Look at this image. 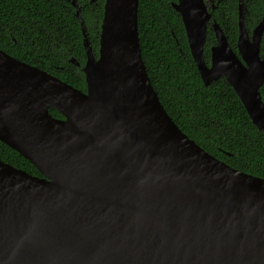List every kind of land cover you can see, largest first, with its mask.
<instances>
[{
	"label": "water",
	"instance_id": "1",
	"mask_svg": "<svg viewBox=\"0 0 264 264\" xmlns=\"http://www.w3.org/2000/svg\"><path fill=\"white\" fill-rule=\"evenodd\" d=\"M71 3L85 91L0 48V140L40 173L0 159V264H264V177L215 157L168 114L142 59L138 0L104 1L97 55ZM172 6L204 85L224 78L264 130V16L249 35L239 5L237 51L213 20L207 64V4Z\"/></svg>",
	"mask_w": 264,
	"mask_h": 264
},
{
	"label": "trees",
	"instance_id": "2",
	"mask_svg": "<svg viewBox=\"0 0 264 264\" xmlns=\"http://www.w3.org/2000/svg\"><path fill=\"white\" fill-rule=\"evenodd\" d=\"M243 1L249 9L246 24L251 27L264 9V0ZM102 2L99 6L100 16ZM173 2L176 0H138L137 28L141 55L161 103L179 128L206 151L235 168L264 177V130H259L252 123L241 100L223 78L204 85L191 56L182 19L174 10ZM237 7L238 0H222L219 9L223 14L213 13L217 21L223 23L228 42L233 48L238 36ZM15 13L27 14L28 20L24 21L23 27L31 31V36L21 42L28 46L29 51L18 50L8 36L0 37V47L85 91L83 72L68 62L72 55L81 64L85 59L73 7L67 2L62 7L58 0H0V20L10 21L17 17ZM61 13H65L68 23L63 40L66 45H71V53L64 44L60 47L64 48L63 54L58 52L59 49L55 51L50 42L52 34L48 39L37 37L42 32L56 31L54 26L59 23ZM32 39H36L37 45L32 44ZM214 42V33L208 28L203 50L207 63L210 62V48ZM47 43L51 46L49 51H36L37 47L46 46ZM40 60L43 62L40 63ZM49 111L55 117H63L56 109ZM0 159L31 174L40 175L28 159L1 140Z\"/></svg>",
	"mask_w": 264,
	"mask_h": 264
},
{
	"label": "flooded vegetation",
	"instance_id": "3",
	"mask_svg": "<svg viewBox=\"0 0 264 264\" xmlns=\"http://www.w3.org/2000/svg\"><path fill=\"white\" fill-rule=\"evenodd\" d=\"M58 1H60L62 3V7L65 6V2H67L70 6L73 7V14L75 16V19L79 23V28H80V33H81V42H82V46H83V33H82V30H81L80 21H79L77 15H76V12H75V7L72 5L71 0H58ZM104 1L105 0H103V2H102V11H101V16H100L99 6H100V3H101V0H76L78 6L80 7L81 17H82V19H83V21L85 23L86 35H87V38H88V41H89V45L91 46V49H92V51H93V53L95 55H97L98 49H99V30H100V24H101V20H102V15H103ZM204 1H205V3L208 6V10L211 12V18H210V21L208 23L207 31H208V28H210L213 31V29L211 27L212 22H213V20L217 21L216 17L213 15V13L216 11V13L219 14V15L223 14L222 10L219 9V4H220V2L222 0H204ZM240 4L242 5V8H243V14H244V21H245L246 30L248 31L249 35H251L253 29L259 24V22L263 18L264 9L261 12L260 16L256 19V22L251 27H248L247 24H246V20L245 19H246V16L248 15V13H249V9L247 8L246 2H244L243 0H238V7H237L238 9H239V5ZM211 5H214L213 9H211ZM68 9L70 10V7H68ZM15 15L17 17L16 18H11L10 21L0 20V37L8 36V38L11 39L12 42L18 46V48H17L18 50H22L23 52H28L29 51L28 50V46H24V44H22V42H21V41L27 40L31 36V31L29 32V31H27L25 29V27H23L24 21L28 20L27 14L24 15L23 13H19V14L15 13ZM65 17H66L65 13H61V15L58 16L59 23H57V25L54 26L56 31H53L52 33H50L49 31L42 32L41 34L37 35V37H43V38H47L48 39L49 38V34H52V39L50 40V42L52 41L53 46L56 49L55 51H58V49H59L58 52L60 54L64 53V51H63L64 48L60 49L61 44L66 45L65 41L63 40V37H65V35H64L65 30L64 29L68 25V23L65 20ZM29 22L32 23V22H35V20H31V21L29 20ZM86 22H87V24H86ZM218 23L221 25V27L223 28V30L226 33V29L223 26V23H220V22H218ZM237 26H238V16H237ZM213 33H214V31H213ZM226 35H227V33H226ZM34 36H36V34ZM32 44L33 45H37L36 39H32ZM66 46H67L66 47L67 51L69 53H71V50H70L71 49L70 48L71 45H66ZM50 48H51L50 44L47 43L46 46H42L41 47V45H40V47H37L36 51L40 52L41 49L42 50L45 49L44 51H42L44 53L47 50L49 51ZM1 49L4 50L3 48H1ZM233 49L235 51H237V38H236L235 48H233ZM83 50H84V53H85V59H84L82 64L73 55L68 58V62L70 64H72L73 66L78 67L81 71H82V66L84 65L85 60H86V51H85L84 46H83ZM32 51H34V50L32 49ZM5 52L8 53L7 51H5ZM8 54L13 56L10 53H8ZM259 55H260L261 58H264V28H263L262 35H261V40H260ZM13 57H15V56H13ZM15 58H17V57H15ZM17 59H19V58H17ZM19 60H21V59H19ZM21 61H24V60H21ZM24 62H26V61H24ZM42 62L43 61L40 60V63H42ZM209 63H207V64H209ZM31 65L37 66L35 64H31ZM37 67L41 68L40 66H37ZM41 69H43V68H41ZM225 82H227V81L225 80ZM261 89H263L262 91L264 93V82L260 86V89H259L260 90V94H261ZM261 97H262V94H261ZM262 100H263V98H262Z\"/></svg>",
	"mask_w": 264,
	"mask_h": 264
}]
</instances>
